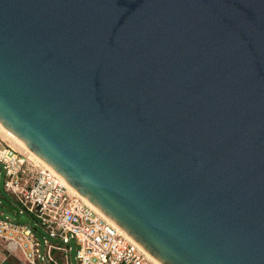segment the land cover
<instances>
[{"label":"water","instance_id":"obj_1","mask_svg":"<svg viewBox=\"0 0 264 264\" xmlns=\"http://www.w3.org/2000/svg\"><path fill=\"white\" fill-rule=\"evenodd\" d=\"M0 123L162 264H264V0H0Z\"/></svg>","mask_w":264,"mask_h":264},{"label":"built area","instance_id":"obj_2","mask_svg":"<svg viewBox=\"0 0 264 264\" xmlns=\"http://www.w3.org/2000/svg\"><path fill=\"white\" fill-rule=\"evenodd\" d=\"M0 169V178L6 174L5 189L27 219L0 217V251L6 258L16 257L21 264H72L75 242L77 264H158L58 175L1 136Z\"/></svg>","mask_w":264,"mask_h":264},{"label":"rangeland","instance_id":"obj_3","mask_svg":"<svg viewBox=\"0 0 264 264\" xmlns=\"http://www.w3.org/2000/svg\"><path fill=\"white\" fill-rule=\"evenodd\" d=\"M1 136L5 140H7L8 143L11 144L13 147H15L16 149H18L22 153L27 154L31 157V155L26 150L24 151L18 144H16V142L11 137L6 136L2 132H1ZM33 159L36 160L35 158H33ZM36 162L39 163L37 160H36ZM2 174L3 175L0 178V217H2L3 215H8L9 217L16 216L17 219L20 220V217L22 216L20 214L21 206L17 202L15 196L13 194L9 193L5 189L6 174H4V172H2ZM28 216L29 215H27V217ZM30 218L31 217L29 216V219ZM33 224H34V227H36L37 223L35 221H33ZM38 228L42 234L46 233L44 228H42L41 226L38 225ZM48 237H50V236L48 235ZM70 247L72 248V251L70 252L71 262H72V264H77L76 263V257H77L78 248H77L75 242H72ZM9 259H10L11 263H13L14 261H17L13 257H10Z\"/></svg>","mask_w":264,"mask_h":264},{"label":"bare ground","instance_id":"obj_4","mask_svg":"<svg viewBox=\"0 0 264 264\" xmlns=\"http://www.w3.org/2000/svg\"><path fill=\"white\" fill-rule=\"evenodd\" d=\"M1 132L4 133L6 136L8 137H11L15 142L16 144H18L24 151L26 150L30 155H31V158H35L40 164H43L45 167H47L50 171H52L53 173H55L56 175H58L62 181L64 182V184L70 188V190L76 192L77 194H79L80 196H82L84 198V200L86 202H89L93 208H95L99 214L102 216V217H105L107 218L109 221H111L113 223V221L107 217L104 213H102L92 202H90L89 200H87L75 187H71L69 185V183L65 180V178H63V176L60 174V173H56V171L46 162L44 161L42 158H39L28 146L26 143H23L12 131H9L8 129H6L1 123H0V136H1ZM2 137V136H1ZM4 139V138H3ZM115 224V223H114ZM120 228V227H119ZM122 232L126 233V231L122 230ZM128 235V234H127ZM129 236V235H128ZM130 237V236H129ZM136 242V241H135ZM137 243V242H136ZM138 244V243H137ZM139 245V244H138ZM140 246V245H139ZM141 248L148 254V256L150 258H152L154 261H156L158 264H162L160 261H158L152 254H149L142 246Z\"/></svg>","mask_w":264,"mask_h":264},{"label":"crops","instance_id":"obj_5","mask_svg":"<svg viewBox=\"0 0 264 264\" xmlns=\"http://www.w3.org/2000/svg\"><path fill=\"white\" fill-rule=\"evenodd\" d=\"M9 258H6L4 252L3 251H0V264H21L16 257H14V258L17 261H14L13 263L10 262V259Z\"/></svg>","mask_w":264,"mask_h":264}]
</instances>
